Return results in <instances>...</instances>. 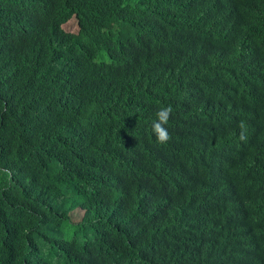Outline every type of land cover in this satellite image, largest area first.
Instances as JSON below:
<instances>
[{"label":"trees","instance_id":"1","mask_svg":"<svg viewBox=\"0 0 264 264\" xmlns=\"http://www.w3.org/2000/svg\"><path fill=\"white\" fill-rule=\"evenodd\" d=\"M0 264H264V0H0Z\"/></svg>","mask_w":264,"mask_h":264},{"label":"clouds","instance_id":"2","mask_svg":"<svg viewBox=\"0 0 264 264\" xmlns=\"http://www.w3.org/2000/svg\"><path fill=\"white\" fill-rule=\"evenodd\" d=\"M173 112V109L171 106H166L163 108H160L156 112V119L152 123V132L154 134V137L159 144H166L171 140V136L166 128V125L168 124L171 114ZM238 127L240 129L239 133V140L241 142H247V125L246 122L241 120L238 124Z\"/></svg>","mask_w":264,"mask_h":264},{"label":"rangeland","instance_id":"3","mask_svg":"<svg viewBox=\"0 0 264 264\" xmlns=\"http://www.w3.org/2000/svg\"><path fill=\"white\" fill-rule=\"evenodd\" d=\"M64 30L67 32V33H75L77 32V24L75 21H70L68 22L65 26H64Z\"/></svg>","mask_w":264,"mask_h":264}]
</instances>
